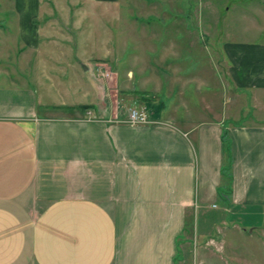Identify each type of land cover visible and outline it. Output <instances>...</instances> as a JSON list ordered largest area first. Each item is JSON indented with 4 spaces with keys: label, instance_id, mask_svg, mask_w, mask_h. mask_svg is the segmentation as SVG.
Returning <instances> with one entry per match:
<instances>
[{
    "label": "crops",
    "instance_id": "0c3cea01",
    "mask_svg": "<svg viewBox=\"0 0 264 264\" xmlns=\"http://www.w3.org/2000/svg\"><path fill=\"white\" fill-rule=\"evenodd\" d=\"M84 1L107 9L120 0H13L17 36L25 50L38 53L44 70L32 83L0 82V264H176L195 214L203 217L205 245L222 241L209 232L212 226L264 240V42L209 45L226 62L222 92L186 70L181 103L170 90L145 101L148 122L129 123L128 107L96 86L87 74L90 62L78 52L75 66L67 65L77 76L81 68L91 93L50 98L49 76L65 72L62 61L46 70L43 56L76 51L61 42L69 40L62 29L89 19ZM178 24L172 35L151 30L149 40L133 33L130 52L158 53L150 67H159L153 62L164 54L175 59L192 44L177 38L186 36ZM215 25L205 21L201 29L216 31ZM102 27L106 56L120 51V61L127 38ZM248 106L257 117L242 118L254 115ZM212 209L213 224L206 213Z\"/></svg>",
    "mask_w": 264,
    "mask_h": 264
},
{
    "label": "rangeland",
    "instance_id": "374dc122",
    "mask_svg": "<svg viewBox=\"0 0 264 264\" xmlns=\"http://www.w3.org/2000/svg\"><path fill=\"white\" fill-rule=\"evenodd\" d=\"M84 9L88 11L89 19L78 27L70 26L72 23L70 22L62 29L63 33L68 32V36L65 33L64 35L69 37V40L61 42H69L73 51L75 48L76 51L73 53L57 51L43 56L42 65L46 70H53L52 65L62 61L60 67L63 66L62 71L65 72L49 76L46 87L51 90L50 98L56 94L64 98L68 96L83 98L85 93H91L87 76L81 72V68L77 76L76 69L67 65L73 61L75 66L78 61L74 60L73 55L78 52L80 56H86L84 60L90 62L87 74L95 80L96 86L104 89L106 96L109 95L112 101L119 100V103L128 109L130 107L145 109L143 104L146 100L151 102L154 97L167 96L170 90L174 101L181 103L184 97L182 81L186 70L188 77L192 75L206 78L208 87L222 92L221 81L226 78V62L223 54L217 50H210L209 45L214 47V43L220 45L228 40L264 42V0H120L118 5L111 4L107 9L104 4L84 1ZM175 15H183L184 19L175 20L173 19ZM205 21L212 25L216 24L217 30L204 32L201 28L205 27ZM103 23L110 27L115 39L122 38L119 36L120 30L121 35L123 33V37L128 40V50L120 61H118L122 53L120 51L111 53L110 57L109 54L106 56ZM176 23H179L176 27L186 31L185 37H177L181 43H185L184 38L192 40L188 51L176 53L175 59L170 57L171 53L164 54L163 58L158 57V60L155 58L153 64L158 63L159 67H150L153 57L158 53L130 52L135 49L133 33L140 35V41L142 38L149 40L151 30L156 29L168 31L172 35L176 31L174 26ZM142 31H145L144 35H141ZM206 32L211 35L208 36ZM17 35L13 0H0V82H10L12 79L32 83L38 70L44 68L39 67L38 53L25 50ZM163 35L166 36V32ZM113 42L118 48V41L112 40V46ZM173 64L177 66L169 67ZM152 72L157 74L153 75ZM169 81V86H175L176 90L174 87L168 88ZM211 95L214 93H207L208 98ZM223 96L225 97L224 93ZM190 104L193 106L192 100ZM245 110L254 113L251 106ZM252 117L255 118L257 115L254 113L252 116H242L243 119ZM213 211L214 209L206 212L210 213L208 218L211 224L215 220L213 213L216 212ZM195 215V220L192 218L191 222L189 244L181 246L176 264H264V240H259L255 236L249 238L240 229L239 232L243 234L236 235L227 233L225 227L212 226L208 227L209 232L214 238H220L222 241L205 245L201 234L203 217ZM241 220L237 221L239 227L245 225Z\"/></svg>",
    "mask_w": 264,
    "mask_h": 264
},
{
    "label": "built area",
    "instance_id": "2783aa9c",
    "mask_svg": "<svg viewBox=\"0 0 264 264\" xmlns=\"http://www.w3.org/2000/svg\"><path fill=\"white\" fill-rule=\"evenodd\" d=\"M125 121L129 123H143L148 122L149 117L145 109L130 107L126 113Z\"/></svg>",
    "mask_w": 264,
    "mask_h": 264
},
{
    "label": "trees",
    "instance_id": "16d2710c",
    "mask_svg": "<svg viewBox=\"0 0 264 264\" xmlns=\"http://www.w3.org/2000/svg\"><path fill=\"white\" fill-rule=\"evenodd\" d=\"M228 146H229V141L224 131V133H222V153H223L222 172L226 175L229 174V169L231 165L230 152Z\"/></svg>",
    "mask_w": 264,
    "mask_h": 264
},
{
    "label": "water",
    "instance_id": "95a60500",
    "mask_svg": "<svg viewBox=\"0 0 264 264\" xmlns=\"http://www.w3.org/2000/svg\"><path fill=\"white\" fill-rule=\"evenodd\" d=\"M83 67H85V66L83 65Z\"/></svg>",
    "mask_w": 264,
    "mask_h": 264
}]
</instances>
